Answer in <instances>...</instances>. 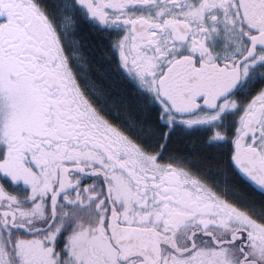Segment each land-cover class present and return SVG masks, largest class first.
<instances>
[{"label": "snow or ice", "instance_id": "1", "mask_svg": "<svg viewBox=\"0 0 264 264\" xmlns=\"http://www.w3.org/2000/svg\"><path fill=\"white\" fill-rule=\"evenodd\" d=\"M0 264H264V0H0Z\"/></svg>", "mask_w": 264, "mask_h": 264}]
</instances>
